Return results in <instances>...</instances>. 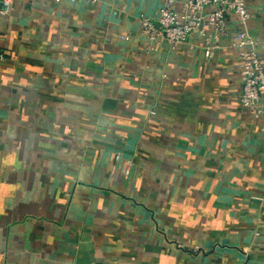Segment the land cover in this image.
Here are the masks:
<instances>
[{"label":"crops","instance_id":"obj_1","mask_svg":"<svg viewBox=\"0 0 264 264\" xmlns=\"http://www.w3.org/2000/svg\"><path fill=\"white\" fill-rule=\"evenodd\" d=\"M163 2L0 13V264H264V119L238 57L246 30L264 61V0L211 57L198 32L151 47Z\"/></svg>","mask_w":264,"mask_h":264},{"label":"built area","instance_id":"obj_2","mask_svg":"<svg viewBox=\"0 0 264 264\" xmlns=\"http://www.w3.org/2000/svg\"><path fill=\"white\" fill-rule=\"evenodd\" d=\"M0 13L6 12L13 0H0ZM75 1V0H71ZM92 1V0H91ZM250 0H164L155 17L142 15V34L154 45L166 41L173 47L183 43L191 34L198 32L208 42L205 54L213 55L217 44L210 43V33H223L228 18L234 14L246 23L251 14ZM180 2V6L177 3ZM242 40L238 51L240 73L243 82L240 103L252 116L264 119V61L246 30L240 33ZM5 55L0 53V60Z\"/></svg>","mask_w":264,"mask_h":264}]
</instances>
